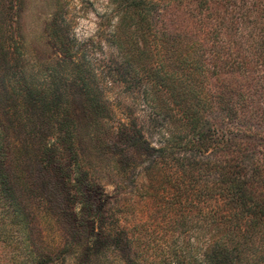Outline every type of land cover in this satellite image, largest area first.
Segmentation results:
<instances>
[{"label": "rangeland", "instance_id": "obj_1", "mask_svg": "<svg viewBox=\"0 0 264 264\" xmlns=\"http://www.w3.org/2000/svg\"><path fill=\"white\" fill-rule=\"evenodd\" d=\"M153 1L141 23L120 11L118 0H0V75L9 45L12 57L23 52L20 62L29 72L44 76L42 70L54 69L56 78L68 79L78 66L92 89L90 97L74 89L66 96L77 128L55 174L45 146L32 150V169L22 166L0 107V264H163L174 229L165 223L172 207L167 197L176 178L188 179L159 161L157 151L185 133L177 94L188 95L186 104L205 101L211 117L225 99L239 113L259 115L235 124L232 137L245 148L247 173L253 156L264 158V0ZM229 51L240 66H219ZM60 53L75 56L66 70ZM73 80L67 83L76 87ZM76 161L96 184L95 218L81 208ZM255 177L261 182L264 171ZM116 202L130 230L143 223L140 243L116 241L106 228ZM54 247L60 250L52 255Z\"/></svg>", "mask_w": 264, "mask_h": 264}, {"label": "trees", "instance_id": "obj_2", "mask_svg": "<svg viewBox=\"0 0 264 264\" xmlns=\"http://www.w3.org/2000/svg\"><path fill=\"white\" fill-rule=\"evenodd\" d=\"M196 1L204 4L207 0ZM214 1L220 5L227 2ZM118 6L120 11H129L131 17L135 15L141 23L148 20L155 8L153 0H118ZM60 42L66 48L64 42ZM8 48L9 45L4 52L6 63L0 75V107L5 126L16 135L22 155L20 163L24 168L32 169L35 164L31 158L32 150L45 146L49 152L47 160L51 172L55 174L65 158L63 145L71 141V133L77 128L66 96L74 89V93L79 91L90 97L92 89L84 81L81 67L76 66L70 71L68 79L63 76L56 78L54 69L42 70L45 75L39 76L21 65L23 52L19 51L18 58L12 57L14 53ZM18 48H22V42ZM60 54L59 65L66 70V63L75 56ZM219 60V66L241 65L231 51ZM68 80L76 82V87L68 84ZM176 96L177 101L184 105L185 133L157 151L160 152L159 161L175 166L189 180L176 178L174 181L178 182L173 187L174 191L167 197V204L172 207L165 223L174 229L165 240L167 259L163 264H264V180L258 182L255 177L257 170L264 171V165H261L264 158L262 153L258 157L253 156L247 173L243 170L245 148L232 137L235 124L254 123L259 115L239 113L230 99H225V103L220 105L221 113L211 117L207 114L211 106L202 99L196 104H186L187 94ZM251 146L254 148L252 151L250 147L251 153H254L257 144L251 143ZM75 164V188L81 208L91 212V217L95 218L90 196L98 192L96 184L87 178L81 164L77 161ZM201 171L208 177L201 178ZM7 177V172L1 173L4 182ZM201 179L207 183L199 187ZM117 204H112L107 210L106 228L116 241L122 237L140 243L143 223L130 230L131 227L121 222ZM204 228L208 229L207 235L200 233ZM128 231H131L130 235H127ZM190 232L197 234L187 236ZM64 239L67 248L71 242ZM57 250L60 248L54 247L52 255Z\"/></svg>", "mask_w": 264, "mask_h": 264}]
</instances>
